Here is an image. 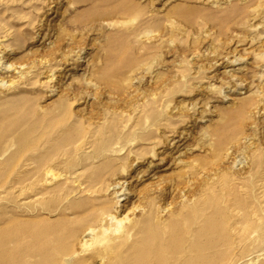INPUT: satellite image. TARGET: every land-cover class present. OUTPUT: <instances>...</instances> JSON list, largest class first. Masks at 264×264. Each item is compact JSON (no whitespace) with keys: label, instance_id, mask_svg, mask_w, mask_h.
<instances>
[{"label":"rangeland","instance_id":"374dc122","mask_svg":"<svg viewBox=\"0 0 264 264\" xmlns=\"http://www.w3.org/2000/svg\"><path fill=\"white\" fill-rule=\"evenodd\" d=\"M0 80V264H264V0H0Z\"/></svg>","mask_w":264,"mask_h":264},{"label":"bare ground","instance_id":"6f19581e","mask_svg":"<svg viewBox=\"0 0 264 264\" xmlns=\"http://www.w3.org/2000/svg\"><path fill=\"white\" fill-rule=\"evenodd\" d=\"M19 76H22V73H20V75ZM0 81H3V80H0ZM1 84H4V82H1ZM108 215H110L109 217L110 218H114L113 216H111L112 214H108ZM107 215V216H108ZM103 221V220H102ZM116 222H117V224H120L121 223V221L120 220H116ZM119 227V226H118ZM118 227H117V229H118ZM94 230L95 229H92V228H86V230L84 231V234L83 235H87V236H89L90 234V237L92 236V233L94 232ZM103 231V230H102ZM101 231V232H102ZM100 232V233H101ZM104 232H105V230H104ZM104 232H102V233H104ZM107 232V231H106ZM100 235V234H99ZM93 237H94V233H93ZM94 238H96V237H94ZM93 238H89L88 240L86 239V240H84L83 239V241H82V243H83V246L85 245V247H86V244H87V242L88 241H90V240H92ZM105 239V238H104ZM113 239V238H112ZM94 241H95V239H94ZM100 243H102V244H104V245H106V244H108V240H103V239H100V241H99ZM113 242V241H112ZM110 243V242H109ZM94 245H95V243H94ZM82 246V245H81ZM88 246V245H87Z\"/></svg>","mask_w":264,"mask_h":264}]
</instances>
